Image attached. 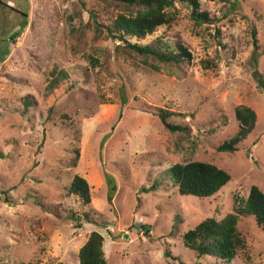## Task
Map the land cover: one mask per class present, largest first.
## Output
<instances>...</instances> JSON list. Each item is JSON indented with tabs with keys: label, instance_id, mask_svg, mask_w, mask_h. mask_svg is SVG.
<instances>
[{
	"label": "rangeland",
	"instance_id": "rangeland-1",
	"mask_svg": "<svg viewBox=\"0 0 264 264\" xmlns=\"http://www.w3.org/2000/svg\"><path fill=\"white\" fill-rule=\"evenodd\" d=\"M0 2V264H78L93 231L107 264H264V233L251 218L237 223L245 248L230 263L197 260L181 241L205 219L222 220L251 187L264 192V0H199L212 18L199 28L177 5L169 26L128 40L173 54L182 46L191 60L178 65L118 50L101 27L116 17L110 4ZM54 68L66 78L49 92ZM237 107L254 112V127L235 153H219L238 132ZM156 109L186 132L165 130ZM189 162L231 179L210 198L180 196L167 171ZM74 176L89 184L88 206L67 194Z\"/></svg>",
	"mask_w": 264,
	"mask_h": 264
},
{
	"label": "trees",
	"instance_id": "trees-1",
	"mask_svg": "<svg viewBox=\"0 0 264 264\" xmlns=\"http://www.w3.org/2000/svg\"><path fill=\"white\" fill-rule=\"evenodd\" d=\"M104 4H110L117 9V14L112 23L108 26H101L110 38L119 41L118 50L124 53L136 54L140 57H150L159 63L180 64L191 60V54L186 48L178 46V53L164 49L160 52L155 46H141L137 43L131 44L128 40L134 39L137 42L152 36L159 28L169 26L177 17L176 6L189 9V19L193 26L199 28L209 25L212 18L205 11L200 10L199 0H98ZM1 5V2H0ZM24 20L20 24V30L26 26V14H20ZM89 20L96 23L94 11L88 12ZM96 31H99L98 28ZM219 36V31H217ZM19 36V31L13 33L11 39ZM256 32L251 31L252 44L256 45ZM205 68H212L205 63ZM156 68V67H155ZM154 68V69H155ZM66 78L64 73L55 68L49 73L48 91L53 92L59 85V80ZM258 87L264 89V80H258ZM173 112L165 109H156L155 116L158 118L165 130L170 133H185L186 128L169 123ZM234 116L239 123L237 134L229 141L223 142L216 149L219 153H235L236 145L251 133L256 116L252 110L245 107H237ZM169 177L177 188L180 196H191L199 199H207L217 194L230 181V175L218 169L214 165L202 162H189L175 164L168 171ZM155 188V184L151 189ZM67 194L75 197L82 206L91 203L90 187L86 179L74 176L67 188ZM4 203L8 200L3 199ZM76 221L78 229L81 228V219L71 214L68 216ZM240 217L251 218L256 226L264 233V192L257 187L250 188L246 199L236 197L233 210L222 220L208 218L200 222L196 227L188 230L181 236L182 245L185 249L193 252L197 260L203 257L213 258L226 263L233 261L238 252L245 248L242 236L237 230V223ZM87 223V216L83 218ZM104 237L98 232H91L83 246L79 249L77 257L78 264H107L103 252ZM166 256V255H165ZM168 257V256H166Z\"/></svg>",
	"mask_w": 264,
	"mask_h": 264
}]
</instances>
